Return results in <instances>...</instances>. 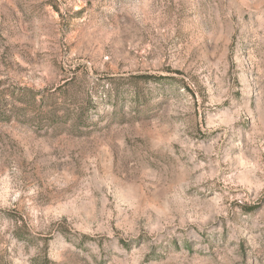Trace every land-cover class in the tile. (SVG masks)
I'll list each match as a JSON object with an SVG mask.
<instances>
[{
	"label": "rangeland",
	"instance_id": "374dc122",
	"mask_svg": "<svg viewBox=\"0 0 264 264\" xmlns=\"http://www.w3.org/2000/svg\"><path fill=\"white\" fill-rule=\"evenodd\" d=\"M0 264H264V0H0Z\"/></svg>",
	"mask_w": 264,
	"mask_h": 264
}]
</instances>
